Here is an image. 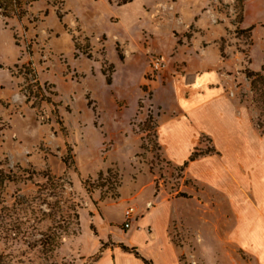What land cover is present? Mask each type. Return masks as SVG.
Here are the masks:
<instances>
[{"label":"rangeland","instance_id":"obj_1","mask_svg":"<svg viewBox=\"0 0 264 264\" xmlns=\"http://www.w3.org/2000/svg\"><path fill=\"white\" fill-rule=\"evenodd\" d=\"M25 10L0 11V171L18 179L0 181V264H94L120 243L153 264H264L253 171L201 179L168 130L221 100L264 143V0ZM190 138L187 159L223 161L210 136Z\"/></svg>","mask_w":264,"mask_h":264},{"label":"crops","instance_id":"obj_2","mask_svg":"<svg viewBox=\"0 0 264 264\" xmlns=\"http://www.w3.org/2000/svg\"><path fill=\"white\" fill-rule=\"evenodd\" d=\"M222 107L225 108V105L221 100L208 101L199 110L197 109V111L191 113L190 120L185 118L177 121L171 127L169 126L168 130L173 140L171 154L177 159V162L184 161L183 165L188 161L187 166H191L192 174L198 175L197 177L204 180L213 181L212 176L215 166L217 168L221 167L223 170H227L231 166L234 169L253 171L254 188L261 200L264 201V143L261 138L247 133L245 123H241L233 111L227 112ZM199 132L210 136L217 146V151L223 152L224 159L222 162L217 159L215 160L217 163L214 162L213 165L210 162V158H214L213 155L190 161L191 154L187 159L190 152L188 150L191 142L190 137ZM225 164H228L229 167H226ZM140 224L141 222H139ZM139 232L142 233V230L136 228L128 243L132 245ZM243 234L252 241H256L258 249L260 248L261 244L258 243V238L255 235L252 236L244 232L239 235L240 241ZM108 260V264H143L141 261V263L137 261V258L132 254L124 252L119 247L106 251L96 264H104Z\"/></svg>","mask_w":264,"mask_h":264},{"label":"trees","instance_id":"obj_3","mask_svg":"<svg viewBox=\"0 0 264 264\" xmlns=\"http://www.w3.org/2000/svg\"><path fill=\"white\" fill-rule=\"evenodd\" d=\"M37 1H39V0H0V11L6 17H9L11 15H16L17 17L21 18L26 13L25 6L29 5L31 3L37 2ZM109 1H110V3H113L117 6H122V5H126V4L131 3L133 0H109ZM198 156H199L198 153H193L190 156L189 160L193 161V160L197 159ZM187 165H188V161L184 163L183 167H187ZM5 180L17 181L18 179L16 177H13L10 175H5L0 171V181L3 182ZM119 247L124 252L131 253V254L135 255L136 258L142 259L145 264H153V261L151 259L143 256L139 252V250L136 246H129V245H126L124 243H120ZM101 258H102V256L100 254H98L92 258V261L94 264H96Z\"/></svg>","mask_w":264,"mask_h":264},{"label":"built area","instance_id":"obj_4","mask_svg":"<svg viewBox=\"0 0 264 264\" xmlns=\"http://www.w3.org/2000/svg\"><path fill=\"white\" fill-rule=\"evenodd\" d=\"M156 67L159 66V63L157 62L156 64ZM135 218V211H134V208L133 207H130L128 208L126 211H125V226L127 228H129L131 226V223L133 221V219Z\"/></svg>","mask_w":264,"mask_h":264}]
</instances>
